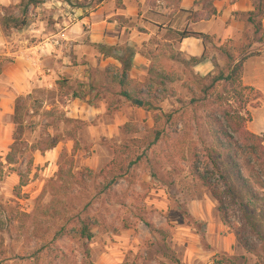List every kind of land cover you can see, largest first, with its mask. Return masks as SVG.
Instances as JSON below:
<instances>
[{
	"label": "rangeland",
	"instance_id": "1",
	"mask_svg": "<svg viewBox=\"0 0 264 264\" xmlns=\"http://www.w3.org/2000/svg\"><path fill=\"white\" fill-rule=\"evenodd\" d=\"M29 1L0 0V157L17 137L18 98L24 99L28 126L21 139L39 149L30 154L22 146L18 164L0 177V264H189L191 245L207 254L214 244L224 248L209 261L198 255L191 264H214L224 254L257 264L252 253L264 257V244L245 224V217L255 216L239 196L253 189L260 199L257 216L264 211V144L257 160L237 149L241 141L234 135L237 144L228 156L211 118L222 96L226 108L245 118L248 131L264 137V91L257 87L264 86V42L248 49L254 26L245 25L228 41L205 40L200 60H209L210 74L196 72L195 63L179 55L163 77L147 80L128 102L116 93L96 98L104 104L94 114L83 107L77 82L17 92L10 77L19 71L17 61L38 58L34 47L44 59L56 24L61 30L75 17L68 0H41L26 12ZM96 1L79 5L94 8ZM23 19L27 25L15 29ZM224 46L237 59L260 53L244 64L243 85L254 89L244 92V108L224 82L214 83L227 70ZM227 182L238 199L227 193ZM83 221H89L91 241L76 232ZM192 236L194 242H187Z\"/></svg>",
	"mask_w": 264,
	"mask_h": 264
},
{
	"label": "crops",
	"instance_id": "2",
	"mask_svg": "<svg viewBox=\"0 0 264 264\" xmlns=\"http://www.w3.org/2000/svg\"><path fill=\"white\" fill-rule=\"evenodd\" d=\"M200 1L97 0L92 8L79 5L82 0H68L73 7L74 22L63 30H59L57 23L58 32L53 31L50 36L60 39L61 44H51L48 49L46 45L44 59L34 47L38 58L30 55L27 59L20 58L19 71L10 75L11 80L18 83L17 92L21 95L29 94L30 87L35 85L58 90L61 81L77 82L83 107L94 114L104 104V99L96 103V98H104V94L116 93L121 95L119 100L128 102L124 95L137 93L138 87L145 89L151 78L163 77L164 72L177 64L179 55L191 60L204 56L207 43L203 39L182 38L180 33L186 31L215 38L217 42L228 41L245 29V23L237 20L234 13L254 10L251 0H215L213 7L217 13L213 14ZM194 70L208 75L213 67L206 59L195 64ZM246 76L245 72V82ZM257 87L264 91V86ZM186 239L193 243L195 238ZM212 248L207 255L191 245L187 249L189 264L198 255L209 261L211 255L224 247L214 244Z\"/></svg>",
	"mask_w": 264,
	"mask_h": 264
},
{
	"label": "trees",
	"instance_id": "3",
	"mask_svg": "<svg viewBox=\"0 0 264 264\" xmlns=\"http://www.w3.org/2000/svg\"><path fill=\"white\" fill-rule=\"evenodd\" d=\"M215 0H208L207 2H202L203 8L206 10L211 11L213 14H216L217 11L214 9L213 4ZM253 2L254 10L248 13H234V17L245 23V25H252L254 26L255 31H252V39L251 44L248 45V49L251 48L252 43H263L264 42V0H251ZM41 2V0H30L29 2H25L24 7L25 11L27 12L29 6L31 5H37ZM24 3V2H23ZM198 4V2H197ZM27 25L26 19H23L20 24L16 25L14 28L17 30H21ZM262 34V36H261ZM180 37L187 38V37H195L199 39H203L205 41L209 37L203 34L198 33H191V32H183L180 33ZM220 52L225 56V59L227 61V70L220 72L218 77L215 78L214 83L224 82V86L228 91L234 94L235 98L237 99V102L241 104V107L244 108V105L248 103V99L244 100V92L251 90L253 91L251 87H244L243 85V72H244V64L248 57L252 56H259L260 53H257V55H249L244 57L243 59H237L233 53L232 50L228 49L227 46L221 47ZM192 61L197 64L201 62V60L193 58ZM227 72V73H226ZM1 73V71H0ZM129 100L132 99L130 95H124ZM77 97V95H75ZM80 97V96H78ZM77 97V98H78ZM219 101L217 100V107L214 108V111L212 112L211 118L214 121V124L217 125L218 130H216V138L218 139V143L221 148L225 149L228 154V156H231V152L233 150V145L237 144L235 141H233V136L236 135L239 137V140L241 141L239 143V147H237L238 150H241L243 152H247L251 157H258L257 160H259V149L261 145L264 144V137L260 138L257 135H254L248 129L246 128V121L245 118L241 116V114L237 111H233L231 107L226 108L223 103L225 102L222 100V96H219ZM23 98H18L16 101V106L14 110V123L17 127V137L14 140L13 145L10 148V152L7 154L6 157L1 156L0 157V177L4 173L5 169L7 167H12L14 165H17L19 162V155L22 154V146L25 147V150H28L30 154H32L34 151H38L39 149L35 146H29L26 145L24 141L21 139V134L23 131L28 128L26 125V108L23 105ZM243 102V104H242ZM137 104H140L137 102ZM232 134V136H231ZM57 143H53V145L50 148H55ZM42 151V150H40ZM230 164L232 163V159L228 158ZM32 163V159H31ZM227 169L230 168L229 165L226 166ZM232 168V167H231ZM198 172V170H197ZM199 178L205 182L206 184V178L200 173H198ZM21 178H23L21 176ZM242 180V179H241ZM230 181V180H228ZM244 181V180H242ZM22 182V179H21ZM245 182V181H244ZM246 183V182H245ZM22 184V183H21ZM227 193H229L233 198L238 199V194L236 193L235 187L230 183H226ZM241 198V202H244L243 208L247 210L249 216H255V217H245V224L252 230V233L255 234L257 239L264 244V217H262V213L264 214V211H261V214L258 215V203L260 201L259 195L253 190L248 189L246 194L243 196H239ZM256 217H261V219L256 220ZM224 221L226 219L224 218ZM77 234L80 236L81 239H84L86 241H91L94 238V235L92 233L91 226L89 224V221H83L82 227L80 229H77ZM239 236V235H238ZM239 239L241 241H244V239L239 236ZM248 246L249 243H244ZM257 257V264H264V257L260 253H252ZM87 256H89V251H87ZM177 264H181L180 261L176 262ZM214 264H249V259L244 256H229L227 254H224L221 259H217V256L215 257Z\"/></svg>",
	"mask_w": 264,
	"mask_h": 264
},
{
	"label": "built area",
	"instance_id": "4",
	"mask_svg": "<svg viewBox=\"0 0 264 264\" xmlns=\"http://www.w3.org/2000/svg\"><path fill=\"white\" fill-rule=\"evenodd\" d=\"M73 16H69L67 19L69 20L70 19V21H69V23H68V21L66 22V23H64L63 24V28H62V30L63 29H66L72 22H74V19L73 18H75V17H73ZM59 27H61L62 26V24H59L58 25ZM51 44L52 45H54V46H59L60 44H61V40L60 39H56V38H54V39H52V41H51ZM45 48V47H44ZM40 52V50H38V53ZM41 53V52H40ZM35 54V53H34Z\"/></svg>",
	"mask_w": 264,
	"mask_h": 264
},
{
	"label": "water",
	"instance_id": "5",
	"mask_svg": "<svg viewBox=\"0 0 264 264\" xmlns=\"http://www.w3.org/2000/svg\"><path fill=\"white\" fill-rule=\"evenodd\" d=\"M1 33V32H0Z\"/></svg>",
	"mask_w": 264,
	"mask_h": 264
}]
</instances>
